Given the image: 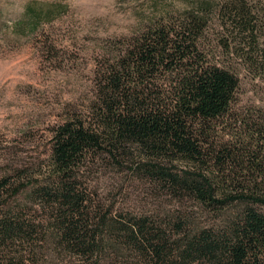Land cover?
<instances>
[{
    "label": "trees",
    "instance_id": "16d2710c",
    "mask_svg": "<svg viewBox=\"0 0 264 264\" xmlns=\"http://www.w3.org/2000/svg\"><path fill=\"white\" fill-rule=\"evenodd\" d=\"M211 18L217 50L204 45ZM96 65L93 100L51 128L39 178L20 168L0 179V199L18 196L0 210L4 261L33 264L51 249L88 262L123 246L146 264H264V102L240 100L243 78L264 85V0L200 1ZM97 159L218 213L223 226L178 218L171 232L104 209L84 176Z\"/></svg>",
    "mask_w": 264,
    "mask_h": 264
},
{
    "label": "rangeland",
    "instance_id": "374dc122",
    "mask_svg": "<svg viewBox=\"0 0 264 264\" xmlns=\"http://www.w3.org/2000/svg\"><path fill=\"white\" fill-rule=\"evenodd\" d=\"M200 1L206 0H0V179L20 168L39 178L49 163L51 128L84 114L93 100L96 64L151 23L178 19ZM208 23L204 45L217 50L212 18ZM240 100L263 104L264 85L243 78ZM92 162L86 184L104 209L148 216L155 227L171 232L178 218H188L191 228L223 226L218 213L181 202L128 169ZM12 195L0 199V210L5 201L16 205L18 196ZM19 199L23 213L35 216ZM38 255L33 264H146L123 246L103 248L88 262L51 249ZM0 264H8L1 254Z\"/></svg>",
    "mask_w": 264,
    "mask_h": 264
}]
</instances>
